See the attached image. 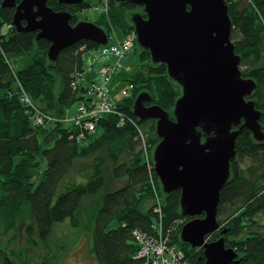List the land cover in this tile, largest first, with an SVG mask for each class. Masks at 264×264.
Masks as SVG:
<instances>
[{
    "label": "trees",
    "instance_id": "obj_1",
    "mask_svg": "<svg viewBox=\"0 0 264 264\" xmlns=\"http://www.w3.org/2000/svg\"><path fill=\"white\" fill-rule=\"evenodd\" d=\"M2 1L0 264H59L52 237L55 226L66 219H71L75 227H81L86 220L90 222L92 252L101 264H137L138 244L133 230L158 233L154 225L158 216L154 209L158 202L154 200L156 188L162 196L160 202H164L165 230H172L193 264H205L203 249H193L180 239L182 226L190 220L180 211L181 191L165 196L155 175L152 151L159 141L155 120L139 121L132 108L138 93L147 91L153 96L152 103L173 109L181 88L169 77L166 66L153 64L149 51L140 50L141 63H147L145 76L134 75L127 81L134 87L122 101L111 97L116 114H101L94 119L95 133L88 134L80 130L81 126L74 121L75 110H70L78 102L98 101L95 90L88 92L100 83L87 80L85 73L100 74L99 66L110 62H103L100 57L98 67L89 71L86 69L90 60L86 61L84 55L94 49L98 53L100 45L82 40L51 61L50 41H38L36 32L19 33L13 25L15 8H3ZM96 1L95 7L103 3L108 12L101 13L95 22L110 36H127L134 31L130 21L136 9L134 4ZM226 1L233 22L231 38L241 56L243 75L257 82L252 98L263 112L264 128V0ZM49 5L55 10L72 12V24L84 18L82 12L93 7L89 1L68 5L49 0ZM104 14L109 15V20L102 18ZM138 49L135 45L134 51ZM72 83L77 84L75 89ZM24 94L33 102L32 106L22 100ZM38 114L44 119L41 125L34 121ZM82 132L85 139L80 136ZM46 144L51 146L45 147ZM236 148L232 179L222 189L218 206L220 229L208 238L216 240L223 236L226 246L238 252L240 264H264V222L258 220L264 214V142L255 141L251 132L245 130L239 135ZM39 157L45 168L34 182L33 170L40 165ZM247 160L250 163L244 165ZM84 162L87 164L82 166ZM107 169L114 180L124 184L104 191ZM71 175L76 176L67 181ZM99 195L100 205L89 220L83 205L95 204ZM22 224L23 231L19 229ZM111 224L115 227L110 228ZM20 235L26 242L25 252L10 247L20 240ZM4 236L8 239L4 240ZM29 253L36 256L31 258Z\"/></svg>",
    "mask_w": 264,
    "mask_h": 264
},
{
    "label": "water",
    "instance_id": "obj_2",
    "mask_svg": "<svg viewBox=\"0 0 264 264\" xmlns=\"http://www.w3.org/2000/svg\"><path fill=\"white\" fill-rule=\"evenodd\" d=\"M57 1L76 5L87 0ZM115 1L136 6L130 21L138 51H149L151 62L165 65L181 88L171 111L152 103L147 91L138 93L132 106L139 121L155 120L159 141L152 159L164 195L181 191L180 211L190 220L180 239L202 248L205 264H240L238 252L226 246L223 236L208 238L220 229L218 206L232 179L239 135L248 130L255 141L264 142L263 112L252 98L257 82L243 75L229 5L226 0ZM2 7L15 8L19 33L36 32L38 41H50L51 61L82 40L110 44L102 26L84 18L72 24V12L55 10L49 0H3Z\"/></svg>",
    "mask_w": 264,
    "mask_h": 264
},
{
    "label": "rangeland",
    "instance_id": "obj_3",
    "mask_svg": "<svg viewBox=\"0 0 264 264\" xmlns=\"http://www.w3.org/2000/svg\"><path fill=\"white\" fill-rule=\"evenodd\" d=\"M90 1L93 5V7L85 10L84 12H82L80 15L81 17L83 16L84 19H88L90 21H96L98 19V17H100L101 13L103 12H108L106 7H104L103 3H100L98 7L96 6L97 1L96 0H87ZM2 6V3H1ZM105 20H109V15L108 14H104V16L102 17ZM14 25V24H13ZM15 27V26H14ZM16 28V27H15ZM114 35V34H113ZM119 35H115L113 36L114 39H110V45H112L115 42V37H118ZM126 36H122L120 35L119 38H125ZM118 40L116 39V42ZM120 44V43H119ZM118 44V45H119ZM107 45V46H110ZM135 47V46H133ZM97 49H94V51L91 52V50H89L87 53H85V60L88 61L91 58L94 57L96 53ZM115 58V62L119 63L116 72L114 73V78L109 81L106 82V84L104 85V88L106 89V91L109 93V95L114 99V100H118V101H122L124 99V96L122 95V89L123 87L127 86V81H129V79L134 76V75H138L141 74L142 76H145V66L147 63H141V60L139 58V51L135 50L134 48L132 49V51L130 52V54H128L127 56H125L123 59H121L119 62L118 60H116V57L113 56ZM107 59V57H103V60ZM97 63V67H98ZM128 66H132L133 69L131 71H128L126 69V67ZM88 69V67H87ZM86 69V70H87ZM86 75L88 74V72L85 73ZM100 75V74H99ZM79 80V79H78ZM98 83H101L102 81V75L99 76L98 79ZM77 86L76 83H72V88L75 89V87ZM58 90V89H57ZM89 94V92H88ZM22 100L29 106H32V101L30 100V98L27 96V94H24V96H22ZM86 105L85 103L82 102H78L77 104H74V106L71 108V112H74L75 110V115L76 113L82 108L83 106ZM35 124L37 125H41L44 121L43 116L41 114L36 115L35 118ZM96 122V121H95ZM79 126H81L80 130H84L85 132H87L88 134L92 133V129L84 122H80L78 124ZM82 138H86V135H82ZM47 146H51V145H47ZM148 153V152H147ZM148 155V154H147ZM149 158V157H146ZM38 160H40L39 162V167H37L38 169H34L33 170V180L34 182H36L39 179L40 174L42 173L43 169L45 168V162L42 158H38ZM250 162L247 160L246 162H244V165H248ZM87 163L84 162L82 163L83 165H86ZM80 167V166H79ZM107 181H106V186L104 188L108 189V188H119L120 186H122L124 184V181H118V180H114L112 178V175L110 173V169H107ZM76 175H71L67 178V181H70L72 179V177H75ZM157 188L154 189V200L155 201H161L162 196L158 193ZM103 194V192H102ZM101 202V197L99 195L97 202H95V204L90 203V202H85L83 205V212L85 213V216L91 220L94 216V211L97 209V207L100 205ZM161 203V202H160ZM156 204L154 209L157 208L158 206V202L154 203ZM161 207H162V211H163V204L161 203ZM164 212H163V216L161 221H157V224H155V226H158L160 229H162V226H164ZM258 220L261 222H264V214H260L258 217ZM71 219H66L60 223H58L55 228H54V232H53V237H52V242H53V246H54V251L56 253V255L58 254V260H59V264H101L99 262V260L97 259L96 255L94 254V252H92V237H91V224L89 221H85L83 223V225L81 227H75L71 224ZM23 224L19 226V229L21 231H23ZM115 224H111L110 228H114ZM22 235H20V240L13 242L10 244V247L12 249H14L15 251H23L25 252L24 248H26V242L25 240L21 239ZM8 237L4 236V240H7ZM3 242V241H2ZM180 247V246H179ZM181 248V247H180ZM202 249V248H200ZM31 258H34L36 256V253H29ZM204 255V253H203Z\"/></svg>",
    "mask_w": 264,
    "mask_h": 264
},
{
    "label": "built area",
    "instance_id": "obj_4",
    "mask_svg": "<svg viewBox=\"0 0 264 264\" xmlns=\"http://www.w3.org/2000/svg\"><path fill=\"white\" fill-rule=\"evenodd\" d=\"M116 39L118 40L116 42ZM136 42V34L132 32L128 34L125 38L115 37V42L110 46H101L98 48V53L94 55L93 58L88 62V69L92 71L96 67L100 57L115 56L118 62L127 56L134 48ZM120 43V44H119ZM119 44V45H118ZM119 63L111 62L104 63L99 66L100 75H102L103 83L94 84L93 89H89V93H93L95 90L98 94V101L94 104L86 103L82 110L80 109L74 116L75 123L80 122L86 123L91 129L92 133L96 131V125L94 119L99 118L101 114L104 113H115L116 109L109 93L103 88V84L111 81L114 78V73L117 70ZM128 71L131 68L126 67ZM134 85L130 82L125 88L122 89L123 96H129ZM85 134L81 133L80 136ZM155 211L161 213L162 207L160 201H158V206ZM162 217V215H161ZM158 239H147L143 238L142 235L146 234L140 230L134 231L135 239L138 244V250L136 253L137 264H193L191 258L186 254V252L179 247L178 244L171 240L172 230L169 229L168 232H164L162 229H157Z\"/></svg>",
    "mask_w": 264,
    "mask_h": 264
},
{
    "label": "bare ground",
    "instance_id": "obj_5",
    "mask_svg": "<svg viewBox=\"0 0 264 264\" xmlns=\"http://www.w3.org/2000/svg\"><path fill=\"white\" fill-rule=\"evenodd\" d=\"M129 54H130V53H129ZM129 67L131 68V70L133 69L132 66H129ZM94 133H95V132H94ZM155 212H156V214H157L158 216H157L156 219L154 218V225L157 224V221L160 222L161 219H162L161 215L163 216V211H162L161 213H159V212H157V211H155ZM155 227H156V230L159 229L158 226H155ZM173 227H174V226H173ZM135 230H139V229H134V230H133L134 241H135V243H137V242H136V239L138 240V238L136 237V239H135V236H134V231H135ZM162 230H163L165 233L168 232V231L165 230L164 226H162ZM140 231H141V230H140ZM142 232L146 233V234L142 235L143 238H147V239H158L157 236L154 234L153 231H151V232H145V231H142ZM171 234H172V235H171V240H172L174 243L178 244V243L176 242L175 238H174L175 235L173 234V232H172Z\"/></svg>",
    "mask_w": 264,
    "mask_h": 264
},
{
    "label": "crops",
    "instance_id": "obj_6",
    "mask_svg": "<svg viewBox=\"0 0 264 264\" xmlns=\"http://www.w3.org/2000/svg\"><path fill=\"white\" fill-rule=\"evenodd\" d=\"M102 61L103 62H110L111 63V62H115V58L112 57V56H109L105 60H103V58H102ZM86 76H87V80L93 79V80L99 81L98 79H99V76L100 75L97 72H94V73H89Z\"/></svg>",
    "mask_w": 264,
    "mask_h": 264
},
{
    "label": "flooded vegetation",
    "instance_id": "obj_7",
    "mask_svg": "<svg viewBox=\"0 0 264 264\" xmlns=\"http://www.w3.org/2000/svg\"><path fill=\"white\" fill-rule=\"evenodd\" d=\"M117 38H119V36Z\"/></svg>",
    "mask_w": 264,
    "mask_h": 264
}]
</instances>
